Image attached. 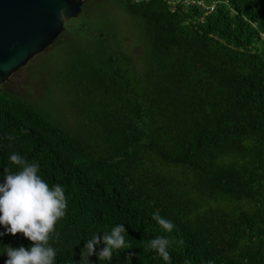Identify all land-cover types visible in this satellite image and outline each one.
Returning a JSON list of instances; mask_svg holds the SVG:
<instances>
[{"label":"trees","instance_id":"16d2710c","mask_svg":"<svg viewBox=\"0 0 264 264\" xmlns=\"http://www.w3.org/2000/svg\"><path fill=\"white\" fill-rule=\"evenodd\" d=\"M184 1L119 0L142 53L92 52L72 131L0 90V183L16 152L64 188L54 264H84L86 240L117 224L131 247L90 264H264V0ZM157 236L170 261L147 248ZM21 245L22 234L0 236V264Z\"/></svg>","mask_w":264,"mask_h":264},{"label":"rangeland","instance_id":"374dc122","mask_svg":"<svg viewBox=\"0 0 264 264\" xmlns=\"http://www.w3.org/2000/svg\"><path fill=\"white\" fill-rule=\"evenodd\" d=\"M84 1L81 13L66 23L55 43L0 85L1 91L35 105L68 131L75 129L78 119L73 100L83 96L76 81L86 71L91 54L104 46L121 47L114 52L134 58L143 48L136 18L125 12L119 0ZM99 31L104 32L102 39Z\"/></svg>","mask_w":264,"mask_h":264},{"label":"clouds","instance_id":"9594fccd","mask_svg":"<svg viewBox=\"0 0 264 264\" xmlns=\"http://www.w3.org/2000/svg\"><path fill=\"white\" fill-rule=\"evenodd\" d=\"M23 132L27 134L28 129H23ZM7 139L11 140L13 137L8 136ZM9 160L11 164L18 166V170L14 172L4 168L3 182L0 183V226L5 231L0 232V236H15L19 233L31 242V246H5L8 257L5 264H54L57 249L49 241L54 236L55 241L59 242L56 224L65 216L67 208L64 188L59 184L50 187L38 174L39 164L36 161H29L16 152L9 156ZM152 219L166 232L170 233L175 228L174 223L162 217L159 210L152 214ZM125 234L124 224H117L110 233H104L102 238L93 234L80 252L84 264H90L88 258L92 255L110 261L113 250L130 248ZM101 242L104 247L96 252V246ZM170 243L168 238L157 236L148 242L147 248L156 251L164 261H170ZM179 243L183 244V241ZM134 255L131 252L128 254V262ZM185 264L192 262L187 260Z\"/></svg>","mask_w":264,"mask_h":264},{"label":"water","instance_id":"95a60500","mask_svg":"<svg viewBox=\"0 0 264 264\" xmlns=\"http://www.w3.org/2000/svg\"><path fill=\"white\" fill-rule=\"evenodd\" d=\"M83 4L82 0H0V85L52 46Z\"/></svg>","mask_w":264,"mask_h":264},{"label":"built area","instance_id":"2783aa9c","mask_svg":"<svg viewBox=\"0 0 264 264\" xmlns=\"http://www.w3.org/2000/svg\"><path fill=\"white\" fill-rule=\"evenodd\" d=\"M131 1H133V2H139V1H142V0H131ZM164 1H166L168 4H170V5H173V4H175V3H186V1H178V0H164ZM213 9V7H211L210 8V10H212Z\"/></svg>","mask_w":264,"mask_h":264}]
</instances>
